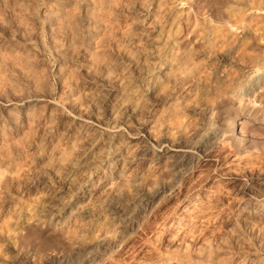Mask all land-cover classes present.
<instances>
[{"label":"rangeland","instance_id":"rangeland-1","mask_svg":"<svg viewBox=\"0 0 264 264\" xmlns=\"http://www.w3.org/2000/svg\"><path fill=\"white\" fill-rule=\"evenodd\" d=\"M0 264H264V0H0Z\"/></svg>","mask_w":264,"mask_h":264},{"label":"bare ground","instance_id":"bare-ground-1","mask_svg":"<svg viewBox=\"0 0 264 264\" xmlns=\"http://www.w3.org/2000/svg\"><path fill=\"white\" fill-rule=\"evenodd\" d=\"M239 105H240L241 108H244V110L247 109V108H245L246 106H244V104L242 102H240ZM249 108L250 107H248V109ZM238 127H239V122H237V120L235 119L234 122H233V124L230 126V132L231 131L232 132H235L238 129Z\"/></svg>","mask_w":264,"mask_h":264}]
</instances>
